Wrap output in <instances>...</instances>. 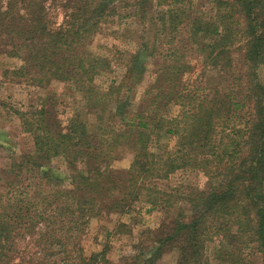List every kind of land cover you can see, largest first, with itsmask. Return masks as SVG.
I'll list each match as a JSON object with an SVG mask.
<instances>
[{"label": "trees", "instance_id": "obj_1", "mask_svg": "<svg viewBox=\"0 0 264 264\" xmlns=\"http://www.w3.org/2000/svg\"><path fill=\"white\" fill-rule=\"evenodd\" d=\"M181 1L0 0V55L19 62L6 79L65 83L83 104L66 127L51 96L22 116L34 150L0 168V264H115L108 244L87 253L83 238L95 220L131 215L143 198L168 216L116 264H158L167 253L207 264L209 242L223 264H264V0H211V18ZM115 18L137 19L144 36L103 90L95 79L111 60L90 46ZM206 71L216 86H204ZM124 151L131 164L115 168ZM56 158L84 170L64 176ZM188 169L207 182L172 203L156 182Z\"/></svg>", "mask_w": 264, "mask_h": 264}, {"label": "rangeland", "instance_id": "obj_2", "mask_svg": "<svg viewBox=\"0 0 264 264\" xmlns=\"http://www.w3.org/2000/svg\"><path fill=\"white\" fill-rule=\"evenodd\" d=\"M180 5L188 13L194 12L204 18H211L215 13L211 0H182ZM62 20L63 17L59 15L58 22L61 23ZM143 36L144 28L135 18H115V21L102 26L95 34L90 50L96 56L109 58L111 62L110 69L96 77L95 82L98 87L105 90L114 78L121 79L130 56L141 46ZM18 65L16 59L0 55V168L7 166L14 158L34 150L33 136L24 128L22 116L31 111L38 98L51 96V102L65 127L68 126L73 115L83 107L82 94L65 83L55 81L48 88L41 89L17 81L11 74L6 79L4 73L7 70L12 72ZM202 71L201 67H197L195 75H192L193 79ZM206 74L202 81L204 86L213 87L219 83L217 74L209 71H206ZM261 77L264 81V69L261 71ZM152 81L153 74L150 69L144 81L136 87V102ZM174 145L175 141L172 140L169 146L172 149ZM124 153V158L114 164L115 168H127L131 164L132 153L129 151ZM52 164L67 177L74 172L84 170L83 161L69 166L64 159L56 158ZM206 182L207 178L203 173L188 169L176 172L168 180H160L156 184L160 190L170 196L173 195L172 203L180 204L183 201L182 196L188 194L191 188H203ZM145 200L143 198L137 203L136 210L131 215L112 214L95 220L88 234L83 238L86 252L101 250L104 244H108V258L115 264L123 256L133 253L141 233L147 229L158 228L168 216L166 211L160 208L153 209L145 203ZM119 224L125 226L116 228ZM217 248L218 243L207 244V264H223L216 257ZM158 264H176V257L172 253H167Z\"/></svg>", "mask_w": 264, "mask_h": 264}]
</instances>
